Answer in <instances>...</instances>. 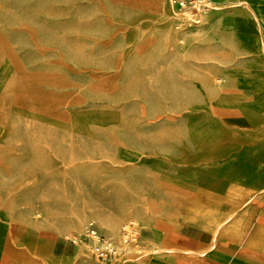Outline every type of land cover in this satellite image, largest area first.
Segmentation results:
<instances>
[{"label": "rangeland", "instance_id": "obj_1", "mask_svg": "<svg viewBox=\"0 0 264 264\" xmlns=\"http://www.w3.org/2000/svg\"><path fill=\"white\" fill-rule=\"evenodd\" d=\"M214 1L183 23L173 0H0V264L25 262L21 228L38 236L35 258L64 261L92 251L91 224L119 245L136 220L139 253L157 216L215 227V210L157 180L171 144L211 126L209 100L236 94L248 131L264 122V76L230 88L251 63L228 23L212 22Z\"/></svg>", "mask_w": 264, "mask_h": 264}, {"label": "crops", "instance_id": "obj_2", "mask_svg": "<svg viewBox=\"0 0 264 264\" xmlns=\"http://www.w3.org/2000/svg\"><path fill=\"white\" fill-rule=\"evenodd\" d=\"M216 2L220 11L212 22L228 23L238 40L236 54L251 63L244 78L230 87L243 94L245 82L264 76L261 68L264 67V37L258 33V27L264 30L260 24H264V0ZM224 13L227 15L223 16ZM253 97L249 94L246 99L252 101ZM262 116L264 119V111ZM201 126L197 124L185 137L171 144L173 152L166 154L157 180L165 190L215 210L218 219L215 227L201 230L157 216L150 226H143L142 231L148 234L144 236L145 251L141 253L139 249L124 247L119 261L106 262L81 247L68 256V261L56 264H264L263 151L254 147L256 141L253 144L242 141V146L224 155H219L220 146L216 147L210 152L219 150L218 157L208 159L206 148L196 141L192 132ZM232 129L236 137L244 139L249 134L254 139L252 133ZM257 129L258 135L263 134L264 122ZM156 227L164 237V245L158 243Z\"/></svg>", "mask_w": 264, "mask_h": 264}, {"label": "bare ground", "instance_id": "obj_3", "mask_svg": "<svg viewBox=\"0 0 264 264\" xmlns=\"http://www.w3.org/2000/svg\"><path fill=\"white\" fill-rule=\"evenodd\" d=\"M164 1L165 0H158V4L162 6ZM210 3H211V5H210V8L208 10L200 9V12L198 14H194L192 11H189V9L182 10L180 8V6L177 4V0H173L172 4H173V7L177 11L178 19L182 20L183 23H185V22L188 23L190 21L199 20V17H200L199 14H201L202 12H203V14H206L208 11H212L214 9L215 2H214V0H210ZM214 86H216V85L213 82L212 87L214 88ZM223 94L227 95V93H223ZM212 96H214V95H212ZM236 96L238 97V95H236V94L233 96L229 95L228 97L223 98L220 101H215V102L213 101L214 103L211 100H209L207 110H208V114L212 115L213 123H211V126H201L200 128L192 130L194 135L202 134L200 136L202 139L200 138L201 140H199L197 142L200 143V145L202 147L206 148V151H207L206 158H208V159L217 158L220 149H221V154H219V155H224L225 153H228L230 151L227 148L228 144H235L237 142H240V144H242V141L253 144L255 141V139L251 140L252 137L249 134L246 137H244V139H242L239 136L236 137L235 134L232 133V130H233L232 128H234V130H235V128H237L239 131L245 130L246 132L251 128H255V126H252L253 124H251V123L249 124V122H247V120H245L243 118L244 116L241 114V112H244L247 114L248 111L243 110L241 108L242 105L236 103V101L234 99V98H237ZM28 113H29V109H28ZM252 113H254V110H252ZM231 115L233 116L234 120L230 117ZM239 115H241V117L239 119H236V116H239ZM227 118L232 119V120H229V119L227 120ZM249 131L247 133L253 134V133L257 132V131H255V132H249ZM259 138H261V136L257 137V139H259ZM224 142H225V144H223ZM263 146H264V142L260 145H254V147H257L259 149H261ZM216 147H219L218 153L217 152L211 153L210 151L216 149ZM250 201H251V199H250ZM232 218H234V216ZM130 223H133L135 225L137 224L135 227H138V225H139V223L136 220H131ZM154 231H155V235L158 238V240L161 243H164V239H163L164 237L162 238L160 236L158 228L154 229ZM24 232L28 233V235L30 236V238L32 240L31 243L27 246V249L22 247V249L19 252L20 258L25 256L26 260L24 259L25 262H22V261L16 259L12 264H31L30 261L34 260V259L37 260V264H56L57 262L63 261V260L57 259L52 254L46 255L43 257H39V258H35V256H34L35 255V243L37 242L38 236H37V234H35L33 231H31L29 229L21 228L17 232L19 242L20 241L23 242L22 238H20V237L22 236V234H24ZM189 234H191V233H189ZM193 239H194V237H193ZM75 241L78 242L77 239H75ZM79 245H80V243H79ZM119 246L121 249H124V247H125L124 242L123 241L119 242ZM80 248H81V245H80ZM65 260L68 261L69 259L66 258V259H64V261ZM205 260H207V259H205Z\"/></svg>", "mask_w": 264, "mask_h": 264}, {"label": "built area", "instance_id": "obj_4", "mask_svg": "<svg viewBox=\"0 0 264 264\" xmlns=\"http://www.w3.org/2000/svg\"><path fill=\"white\" fill-rule=\"evenodd\" d=\"M182 10H191L194 14L199 13L200 9L208 10L210 8V0H181L178 2ZM136 225L126 223L122 226L123 242L127 247L138 249L139 238ZM87 239L92 242V254L99 261L117 262L122 258L123 251L118 243L109 237L103 236L98 229L91 224L87 231Z\"/></svg>", "mask_w": 264, "mask_h": 264}]
</instances>
